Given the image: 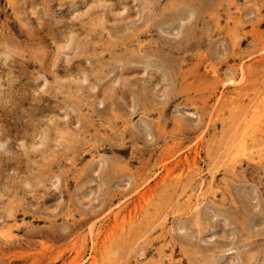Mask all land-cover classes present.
Returning <instances> with one entry per match:
<instances>
[{"label": "rangeland", "instance_id": "374dc122", "mask_svg": "<svg viewBox=\"0 0 264 264\" xmlns=\"http://www.w3.org/2000/svg\"><path fill=\"white\" fill-rule=\"evenodd\" d=\"M263 48L264 0H0V264H264Z\"/></svg>", "mask_w": 264, "mask_h": 264}, {"label": "bare ground", "instance_id": "6f19581e", "mask_svg": "<svg viewBox=\"0 0 264 264\" xmlns=\"http://www.w3.org/2000/svg\"><path fill=\"white\" fill-rule=\"evenodd\" d=\"M261 51H262V49H261ZM263 51H264V48H263ZM197 204V203H196ZM195 203H194V205H196ZM194 205H193V207H194ZM196 207V206H195Z\"/></svg>", "mask_w": 264, "mask_h": 264}]
</instances>
